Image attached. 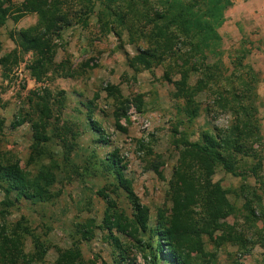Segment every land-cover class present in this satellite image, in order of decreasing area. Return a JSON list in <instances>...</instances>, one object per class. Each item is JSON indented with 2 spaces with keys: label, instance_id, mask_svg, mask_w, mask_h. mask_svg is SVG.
Masks as SVG:
<instances>
[{
  "label": "rangeland",
  "instance_id": "1",
  "mask_svg": "<svg viewBox=\"0 0 264 264\" xmlns=\"http://www.w3.org/2000/svg\"><path fill=\"white\" fill-rule=\"evenodd\" d=\"M156 1L57 0L70 24L50 35V62L41 69L38 81L29 69L37 57L21 48L16 36L36 25L37 15H25L14 23L10 10L0 27V57L12 51L17 56V64L8 71L0 68V161H17L31 176L43 165H57L55 181L45 185L52 194H59L52 202L17 199L14 191L4 193L6 185L0 181V211H6L0 216V229L8 232L20 222L24 253H34L37 240L44 248L36 264H55L59 251L75 248L83 264H172L156 253L154 230L158 212L170 214V187L181 152L201 133L217 136L235 125L238 106L233 96L248 85L254 88L248 94L254 99L256 94L260 141L251 148L258 158L232 155L238 166L235 175L217 167L213 176L214 182L229 191L227 199L237 210L220 220L222 226L236 228V241L216 247V237L222 233L215 232L205 234L203 242L205 251L214 254L210 264H264V0H229L218 29L220 44L215 54H206L207 61L202 62L200 56L187 62L165 58L148 70L132 67L130 61L138 49L148 46L140 32L150 30L145 17L152 18ZM91 2L94 6L89 12ZM86 11L87 24L81 25L78 16ZM202 63L217 66V71L204 70ZM184 68L188 85L201 82L195 105L166 80H179ZM216 72L220 77L206 76ZM45 90L50 94V139L35 146L29 121L35 111L29 99ZM192 109L197 113L191 117ZM89 116L101 128L103 142L91 129ZM15 117L22 120L18 127L11 125ZM112 152L121 159L125 178L149 212L146 232L134 233L131 228L127 234L110 232L102 223L103 194L119 213L129 219L133 214L129 193L116 183L109 167ZM3 201L13 205L6 208ZM245 202L254 217L244 209ZM194 212V217H201L198 207ZM114 238L121 242L122 253ZM151 253L156 256L154 263Z\"/></svg>",
  "mask_w": 264,
  "mask_h": 264
},
{
  "label": "trees",
  "instance_id": "2",
  "mask_svg": "<svg viewBox=\"0 0 264 264\" xmlns=\"http://www.w3.org/2000/svg\"><path fill=\"white\" fill-rule=\"evenodd\" d=\"M12 0H0V27L12 13L11 19L14 23L28 14L37 15V24L17 32L18 43L26 52H32L37 59L30 65L29 69L33 77L40 79L41 69L49 64L50 35L52 32H59L62 26H69L70 21L67 15L59 10L57 0H23L20 4H12ZM82 1V0H79ZM134 1V0H128ZM149 3V1H146ZM57 4V5H56ZM229 0H157L153 4L152 18L145 17V24L151 25L145 34L148 44L147 48L138 49V54L130 61L131 66H141L143 69H150L153 65H158L165 58L173 61H180L185 58L186 62L192 56H200L203 60H208L209 54H215L221 37L218 29L222 25L224 11L230 6ZM94 3L91 2L89 12L93 10ZM130 6V5H129ZM71 11V10H70ZM81 14V13H79ZM78 14V15H79ZM76 14V16H78ZM87 11L78 16L81 25L87 24ZM120 23V18L117 19ZM106 27L107 23H103ZM143 28L146 26H142ZM127 32L130 33V28ZM131 34V33H130ZM132 35V34H131ZM207 54V55H206ZM182 61L183 63H186ZM196 61L195 63H197ZM17 64L16 52L12 51L0 57V68L3 72L9 67ZM186 64H183V66ZM204 70L217 71V66L204 65ZM206 75V74H205ZM208 78L220 77V74H208ZM189 79L188 70L185 68L180 73V79L171 82L175 86L176 92L180 93L189 104L195 105L194 97L199 92L201 82L195 87L187 84ZM254 88L248 85L243 92L234 94L233 100L237 105L238 114L235 115L236 123L227 132L214 136L203 132L194 144H188L187 148L181 152L179 166L174 170V183L170 187L171 210L169 216H165L162 211L157 214L155 251L163 259H168L172 264H210L214 259V254L205 251L203 236L221 232L217 236L216 247L224 241L235 242L236 228L234 226H222L221 219L229 215H235L236 209L228 201V190L224 189L218 182L213 181V176L217 167L225 172L235 175L237 162L231 160L232 155L242 154V156L258 158L251 144L258 143L259 125L255 114L257 109L252 98ZM49 93L47 90L42 95L35 94L29 99L31 107L35 111L34 118L30 119L32 139L35 146H39L49 141L47 127L51 117L49 108ZM219 96V94H218ZM252 98V99H251ZM227 99V98H226ZM248 99L251 101L249 102ZM139 105L141 101L139 100ZM228 104H224L227 107ZM197 109L190 111V116H194ZM90 127L95 131L103 142L102 131L97 122L88 117ZM21 119L15 117L12 127L21 125ZM248 143V145L246 144ZM152 153V150H149ZM109 167L112 170L116 183L129 193V201L133 210L132 219L127 218L116 210L115 204L109 199L107 194L102 198L106 202V210L103 217V225L108 231L115 230L118 233L127 234V229L131 231L146 232L148 230L149 212L141 205L138 197L131 189V184L124 176L125 166L121 159L112 152L109 155ZM57 165L52 162L41 166L34 176L29 175L19 165L17 161L1 163L0 161V181L6 188L5 194L11 191L16 192L17 199H27L35 202H52L59 194H52L46 187V183L55 181V170ZM157 169V166H153ZM255 174L254 170H251ZM241 192L246 193V187L241 186ZM250 194L256 199V192ZM1 204L9 208L11 201H3ZM199 208L201 217H194L195 208ZM244 209L250 216L254 217V210L248 202H245ZM6 211H0V216ZM21 223H16L10 231L5 232V228L0 229V264H36L44 255V248L37 240L35 242V252L25 254L20 235ZM117 250L122 253V244L114 238ZM156 256L151 253L152 263ZM55 264H83L80 261L78 250L59 251Z\"/></svg>",
  "mask_w": 264,
  "mask_h": 264
}]
</instances>
